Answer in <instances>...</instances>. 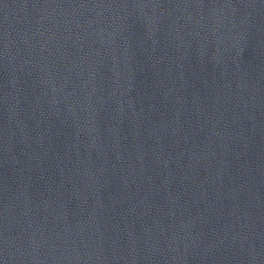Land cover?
Masks as SVG:
<instances>
[{"label":"water","instance_id":"95a60500","mask_svg":"<svg viewBox=\"0 0 264 264\" xmlns=\"http://www.w3.org/2000/svg\"><path fill=\"white\" fill-rule=\"evenodd\" d=\"M0 264H264V0H0Z\"/></svg>","mask_w":264,"mask_h":264}]
</instances>
